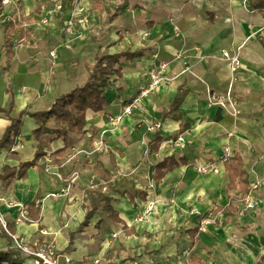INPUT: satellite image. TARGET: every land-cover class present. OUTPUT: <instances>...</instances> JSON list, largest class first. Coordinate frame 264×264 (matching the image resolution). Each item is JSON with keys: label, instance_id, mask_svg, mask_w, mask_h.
<instances>
[{"label": "crops", "instance_id": "1", "mask_svg": "<svg viewBox=\"0 0 264 264\" xmlns=\"http://www.w3.org/2000/svg\"><path fill=\"white\" fill-rule=\"evenodd\" d=\"M79 1L90 11L91 24L78 26L74 35L66 34L50 0H11L3 6L4 14L31 30L22 41L14 35V57L9 61L4 45L12 30L0 29V108H9L12 92L11 118L27 108L31 113L46 111L56 98L83 85L98 53L144 54L122 60V77L112 78L107 93L111 106L101 113L88 112L84 134L71 135L66 143L55 134L37 139V121L24 117L17 138L24 147L13 153L2 151L0 171L4 165L33 160L39 148L46 153L39 163L46 167L29 169L26 179L13 181L9 188L0 182L1 212L7 224H15L16 233L32 244L54 241L58 254L69 256L72 264L96 260L110 264L104 255L110 247L119 246L120 252L114 253L116 264H251L245 255L251 253V242H244L241 231L252 219L239 217L244 200L241 188L228 190L226 164L220 159L227 146L242 155L252 187L246 160L253 145L264 147V16L250 11L249 0H160L161 5L150 0L158 6L146 2L144 7L133 5L132 0L117 5L103 0L109 15L117 13L108 22L107 11L93 9L97 0ZM99 21L110 25L106 39L99 35ZM225 50L241 58L242 68L236 73L223 57ZM163 64L168 81L145 97L131 115L112 123L109 118L119 116L149 84V72ZM181 88L187 91L180 106L183 121H163L159 133L170 139L159 152L151 153L148 144L154 133L148 126L161 121L162 112L170 108ZM209 91L233 99L241 113L234 115L231 105H211ZM56 124L51 119L47 127L53 130ZM9 125V118L0 112V140ZM184 125L189 127L182 134L184 147L176 148L172 137ZM100 138L105 149L96 152L94 143ZM62 149L58 162L50 165V155ZM171 155L178 161L186 159L187 165L180 164L157 186L153 167ZM210 165L217 171H200ZM100 186L111 197L127 231L123 223L100 211L70 244V233L85 219L83 190ZM230 198L237 200L236 219L224 225L226 217L220 213L222 219L199 230L193 244L189 231L200 226L203 215L225 207ZM35 201L41 205V221L17 223L21 207ZM149 203L153 210L147 212ZM41 228L48 231L46 237ZM7 248V240L0 237V251ZM191 257L197 261L191 262Z\"/></svg>", "mask_w": 264, "mask_h": 264}, {"label": "trees", "instance_id": "2", "mask_svg": "<svg viewBox=\"0 0 264 264\" xmlns=\"http://www.w3.org/2000/svg\"><path fill=\"white\" fill-rule=\"evenodd\" d=\"M79 0H63V12L66 9H73ZM103 0H97L93 5V9H98L99 11H107L104 6ZM250 11L261 13L264 16V0H249ZM0 9L3 11L2 0H0ZM108 12V11H107ZM117 13L110 14L108 12V22L116 19ZM0 29L5 31L12 30L11 35H6L4 48L6 50L9 61L14 57V35L18 34V40H23L30 35L29 29L24 27V22L8 17L4 14L1 16ZM143 51L131 52L126 50L124 52H119L115 54H101L98 53L95 58V63L93 69L90 72V76L83 85H77L69 93L63 94L56 98L50 109L41 112L31 113L29 109H24L20 112L17 118H11L10 113L14 108L13 93H11L12 100L10 106L7 110L0 108V112L10 120V125L7 126L2 139L0 140V153L4 150L11 152V149L16 144L17 138L21 134L23 127V119L26 115H30L35 118L39 127L34 131L37 139H39L44 134H55L57 139H62L65 143L71 135H82L84 134L85 127L87 125L88 112L92 111L94 113H101L105 109L111 106L112 99L107 95L110 86L112 84L113 77H122L123 63L122 60L132 61L136 58L142 57ZM181 94L175 97L169 109L164 110L161 115V122L172 119L175 121H183V115L180 111V106L184 102L187 96V91L180 89ZM56 120L57 124L53 130L47 127L49 120ZM188 126L184 125L180 132L173 136L172 139H176L179 135H182ZM170 138H165L161 136L158 132L154 133L153 139L148 144V149L151 153H157L160 150L161 145L169 140ZM64 149L59 150L50 155V165L57 163L56 156L62 153ZM46 153L39 148L35 154V157L31 161L21 162L18 166L4 165L0 171V182L5 188H9L13 181L26 179L28 175V170L34 167L45 168V164L40 165V160L45 157ZM180 164L187 165V161L181 158L179 161L174 155L165 157L161 162L157 163L153 167L152 179L154 183L159 186L163 183L165 177L174 169H176ZM113 167L116 168V163L113 161ZM226 168L228 172V190L241 188L242 196L245 199L250 195L252 187L248 180V174L244 170V159L239 153H233L232 157L226 163ZM108 185H105L109 188ZM103 186L99 189L85 188L84 194L86 196L84 209L85 219L81 223L80 227L75 231L70 233V244L77 233L82 232L86 227L90 225V222L94 215L100 211L109 214V216L118 223H123L119 218L118 211L112 205V199L103 192ZM41 194L38 193V200ZM236 199L230 198L229 203L225 207H217L213 210L214 213H223L226 219L223 224L233 222L239 213V207L235 205ZM29 210L30 219L34 222L41 221L42 212L41 205L37 201L33 202L27 206ZM202 219V218H201ZM124 224V223H123ZM7 228L11 233H16L15 224H7ZM127 225L124 224L125 232ZM42 230V228L40 229ZM200 226L194 230H190L189 233L192 237V242L195 244L198 240V233ZM0 237L4 238L8 242V248L6 250L0 251V263L2 261H9L11 264H22L25 259L22 258L21 254L12 248V238L3 228L0 223ZM122 249L119 246L116 250L111 247L107 250L104 258L111 260L110 264H116L114 256L115 252H120ZM190 261H197L196 258L191 257Z\"/></svg>", "mask_w": 264, "mask_h": 264}, {"label": "built area", "instance_id": "3", "mask_svg": "<svg viewBox=\"0 0 264 264\" xmlns=\"http://www.w3.org/2000/svg\"><path fill=\"white\" fill-rule=\"evenodd\" d=\"M50 2L54 5L53 13H63V0H50ZM11 3V0H2V6H6ZM71 11V10H70ZM88 9L85 6H79V23L81 26H87L90 23V17L87 14ZM3 15V11L0 9V22L1 16ZM69 26H72V22L69 23ZM178 30V28H177ZM223 57L230 62L231 71L236 73L239 69L242 68L241 58L237 52H232L229 50L223 51ZM53 55V54H52ZM54 56V55H53ZM167 68L166 64H163L158 69L151 70L149 72L150 81L149 84L141 89L139 94L132 99L130 103L124 106L123 112L117 117H110L109 120L114 123H120L123 117L127 115H131L133 110L137 107V105L145 98L148 97L153 91H155L161 84L168 81V78L165 75V70ZM208 100L211 105H217L222 108H226L228 105H231L233 108L232 113L234 115H238L241 113L239 106L237 103L233 101L228 96H224L216 91H209ZM162 128L161 121H155L148 126V131L152 133H156L160 131ZM185 143V138L183 135H179L176 139H174L171 144L176 148H183ZM24 145L18 140L16 144L11 149V152H16L22 149ZM95 151H103L105 149V141L100 138L96 140L94 143ZM233 150L230 146L225 147L223 150L220 161L224 164L228 162V160L232 157ZM200 171L204 174H208L213 171H217L214 165L206 166L200 169ZM250 196L244 199L247 208L254 209L255 203L250 201ZM39 203V201H37ZM153 210V204L149 203L147 206V212ZM242 210L239 214H242ZM219 214L214 213L213 211L208 212L206 215L202 216L200 222V230H205L209 225H215L218 223L217 216ZM145 216V215H144ZM141 219V218H140ZM31 221L29 216V210L27 207H21L19 217L17 219V223H24ZM0 223L3 228L12 238V248H14L17 252H19L22 258L25 261L22 264H72V261L69 256L58 254L57 247L54 241L51 240H42L35 243H30L25 238L17 233H11L7 228V222L3 217L1 212V200H0ZM43 237H46L49 233L46 230L40 231ZM62 259V261H60ZM0 264H11L9 261H2ZM94 264H99V261L96 260Z\"/></svg>", "mask_w": 264, "mask_h": 264}, {"label": "rangeland", "instance_id": "4", "mask_svg": "<svg viewBox=\"0 0 264 264\" xmlns=\"http://www.w3.org/2000/svg\"><path fill=\"white\" fill-rule=\"evenodd\" d=\"M110 3L115 2V4H120L124 0H109ZM133 5L138 6H145L147 2L148 5H155L157 4L151 2L150 0H132ZM159 5H161L160 0H156ZM82 1L76 3L73 9H69L68 11H64L63 13H54L57 14L62 21L64 31L66 34L74 35L75 29H79L78 26H81L79 23L80 15H79V6L82 5ZM153 8V6H152ZM71 10V11H70ZM87 14L90 15V11H87ZM91 18V17H90ZM46 23L45 19L43 23ZM72 22V26H69V23ZM29 24V23H28ZM91 24V19L90 23ZM99 26L102 28L99 30V35L103 34L104 38L109 36V32H111L110 25L106 23H101L99 21ZM35 28L38 27V24L34 26ZM119 33L121 32L120 29ZM118 30L115 32L117 33ZM105 38V39H106ZM100 50V49H99ZM103 52V51H102ZM246 167L250 172L251 180H252V191L250 192V201L255 203V208L250 209L247 208L245 201L241 203V210L243 211L242 214H239V217L242 219H252L249 223L245 224V226H240L243 230L241 231V235L244 237V242L249 241L251 242V253L245 254L248 261L251 264H264V147H260L258 145H253L249 155L246 160ZM217 219H222L223 215L219 214L216 215ZM219 222V220H218Z\"/></svg>", "mask_w": 264, "mask_h": 264}]
</instances>
